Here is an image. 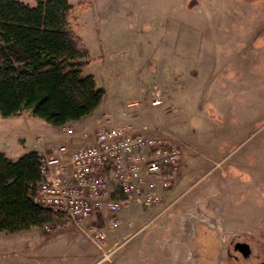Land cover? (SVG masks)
Listing matches in <instances>:
<instances>
[{"label":"rangeland","instance_id":"rangeland-1","mask_svg":"<svg viewBox=\"0 0 264 264\" xmlns=\"http://www.w3.org/2000/svg\"><path fill=\"white\" fill-rule=\"evenodd\" d=\"M69 1L89 54L84 75L107 96L92 131L165 127L188 146L180 187L155 207L126 205L114 230L102 219L86 233L0 232V264H214L220 244L205 226L220 220L226 238L228 229L264 221L253 186L264 174V0ZM55 134L30 111L0 115V153L11 158ZM245 172L253 183L240 181ZM125 228L130 235L120 241ZM105 229L100 249L93 238Z\"/></svg>","mask_w":264,"mask_h":264},{"label":"trees","instance_id":"trees-1","mask_svg":"<svg viewBox=\"0 0 264 264\" xmlns=\"http://www.w3.org/2000/svg\"><path fill=\"white\" fill-rule=\"evenodd\" d=\"M69 0H0V115L30 111L54 127L90 116L105 99L89 54L71 24ZM40 181L37 152L14 161L0 153V232L42 228L56 219L29 197Z\"/></svg>","mask_w":264,"mask_h":264},{"label":"built area","instance_id":"built-area-1","mask_svg":"<svg viewBox=\"0 0 264 264\" xmlns=\"http://www.w3.org/2000/svg\"><path fill=\"white\" fill-rule=\"evenodd\" d=\"M64 132L68 137L77 133L69 127ZM186 150L162 126L148 132L103 126L89 144L39 151L40 181L31 185L29 197L56 215L43 231L86 233L88 223H98L100 216L109 229L119 228L126 205L150 208L162 203L179 181ZM105 231L93 238L100 249L108 240Z\"/></svg>","mask_w":264,"mask_h":264},{"label":"flooded vegetation","instance_id":"flooded-vegetation-1","mask_svg":"<svg viewBox=\"0 0 264 264\" xmlns=\"http://www.w3.org/2000/svg\"><path fill=\"white\" fill-rule=\"evenodd\" d=\"M259 22L263 23L264 21L258 19V23ZM256 166V170H259L261 165ZM261 171H264V167ZM244 175V181L240 178V181L243 184L246 185L254 182L252 174L245 172L244 174L241 173L240 177H243ZM261 181L253 184V186L259 185V191H257V194L259 193L260 197L263 199L262 204L264 208V174ZM247 198L248 196L246 195V199ZM248 200H250V198ZM247 202H245L246 205ZM218 223L223 224L219 220L217 223L212 224L209 227L201 223L198 225L205 226L208 233H210L214 240L220 244V250L213 258L214 264H216V259L220 256L223 249L226 264H264V221H258L257 223L249 222L248 224L246 223L247 225L245 224L246 226L251 225L250 227L228 229L229 234L226 238H223L222 236L227 234V229L224 226L219 227ZM223 242H226V245H224Z\"/></svg>","mask_w":264,"mask_h":264},{"label":"crops","instance_id":"crops-1","mask_svg":"<svg viewBox=\"0 0 264 264\" xmlns=\"http://www.w3.org/2000/svg\"><path fill=\"white\" fill-rule=\"evenodd\" d=\"M106 99H107V96H105V99H104L103 103L101 104V106L97 110H95L90 116H88V117H86V118H84L78 122L69 123L65 126L66 128L69 127V128L75 129L77 131V133L75 135L68 137V136H66V134L64 132L65 127H54L56 134L53 138H55V140L50 141L49 143H52L53 146H58L61 144L68 143L72 147H78V146L86 145V144H89L90 142H92V140H93L92 126L96 122L95 120L97 118V113H105V111H106L105 110L106 109V106H105ZM51 131H53V130H51ZM84 134H87V135H84ZM49 143H45L43 146H39L38 149H36V152L41 151V150L51 149L53 146H50ZM31 152H35V151H28L26 154H29ZM6 156L8 158L14 160V161H16L20 158V157L11 158L7 154H6ZM178 183H180V181ZM179 187H180V185L177 184L176 190ZM154 210H158V208H154ZM148 213H150V212L148 211ZM127 215H130V214H127ZM121 232H122V239H119V240L124 241L125 239L128 238V235H130V231L125 228ZM142 242H141V244H142Z\"/></svg>","mask_w":264,"mask_h":264}]
</instances>
